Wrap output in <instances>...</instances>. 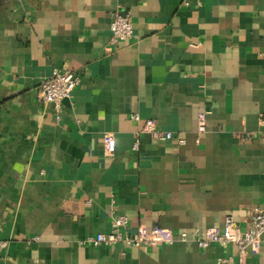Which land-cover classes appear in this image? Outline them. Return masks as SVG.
<instances>
[{
  "label": "crops",
  "instance_id": "crops-1",
  "mask_svg": "<svg viewBox=\"0 0 264 264\" xmlns=\"http://www.w3.org/2000/svg\"><path fill=\"white\" fill-rule=\"evenodd\" d=\"M115 11L133 35L114 45ZM55 69L79 77L59 119L37 94ZM147 124L173 137L133 149ZM263 205L264 0H0V264H216L233 245L83 239L113 216L131 235L244 230Z\"/></svg>",
  "mask_w": 264,
  "mask_h": 264
},
{
  "label": "built area",
  "instance_id": "built-area-1",
  "mask_svg": "<svg viewBox=\"0 0 264 264\" xmlns=\"http://www.w3.org/2000/svg\"><path fill=\"white\" fill-rule=\"evenodd\" d=\"M111 31V42L115 45L129 39L133 35V27L129 18L115 11L111 14L109 24ZM79 82V77L69 69L53 70L49 75L39 79L37 84L38 99L53 106L56 118L59 119L58 112L62 101L69 98L71 92ZM206 112L197 117V132L205 131ZM137 119L136 115L132 116ZM140 133L148 134L154 140H168L173 137L170 131L154 128L147 124L136 134V139L132 148L137 149L139 145L138 136ZM105 153L112 154L115 150L114 137L112 134L105 135ZM248 226L243 230L235 223L232 216H227L223 220L220 228H205L194 235L186 232L174 233L169 229L152 227L149 231L139 230L136 234L127 232V219L123 216H113L110 222V230L106 233H96L88 235L83 239L84 243L94 245H113L122 243L134 247L155 246L158 243H194L200 248H207L211 244L233 245L236 249L234 256L217 258L216 264H245V259L249 252L257 247L260 239L264 235V205L252 207L247 216ZM0 245L4 242L0 240Z\"/></svg>",
  "mask_w": 264,
  "mask_h": 264
}]
</instances>
